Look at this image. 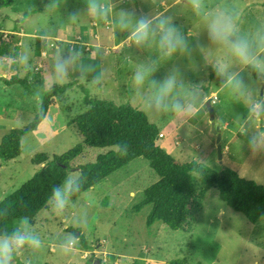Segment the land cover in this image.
<instances>
[{
    "label": "rangeland",
    "instance_id": "1",
    "mask_svg": "<svg viewBox=\"0 0 264 264\" xmlns=\"http://www.w3.org/2000/svg\"><path fill=\"white\" fill-rule=\"evenodd\" d=\"M260 1L206 0L211 8L229 6L246 28L264 24V5ZM87 2L14 0L12 6L0 7V42L6 34H17L19 38L18 58H0V77L27 78L35 91L32 94L20 84L7 86L0 81V142L10 129L33 120L40 108L41 93L54 84L73 83L54 99L43 123L22 138L21 154L7 162L0 159V201L39 170L41 166L33 163L37 153L52 158L81 142L71 120L87 109L84 90L92 98L130 103L144 111L162 134L157 144L175 159L196 161L212 172L230 168L264 186V149L251 152L247 147L248 136L264 133V119L250 115L243 104L220 91V81L210 69L203 70L205 57L225 58L229 53L208 40L203 22L191 13L190 0L167 3L174 4L173 12L182 13L176 16V23L186 33L194 34L192 59L161 61L150 75V79L160 81L176 66L187 83L203 81V108L196 103L191 112L185 113L156 112L145 107L133 75L139 64L155 59L157 53L137 47L133 33L121 30L115 17L121 9L137 16L147 14L162 0H96L113 8L104 19L90 16ZM26 11L33 13L25 17ZM73 16L77 17L75 21ZM61 47V56L68 49L80 52L78 65L82 60L85 67L70 69L63 81H57L53 79L54 61ZM89 65L96 71H89ZM100 73V83L93 84L91 81ZM38 74L43 84L38 85ZM178 92L187 101V88ZM213 92L217 97L212 103L214 121L222 136L221 157L206 105ZM261 92L264 94V88ZM222 106L224 112L220 111ZM108 149L86 148L73 161L76 168L67 171L59 189L64 200L62 209L57 210L51 199L33 220L13 222L17 233L34 237L39 246L26 244L17 249L11 264H94L97 259L102 264H169L176 259H186L187 264H264V216L251 223L219 197L216 186L206 189L197 172H193V178L199 205L193 209L186 230H172L159 220L148 223L152 205L142 204L144 190L157 181L158 175L144 157L135 158L70 199V187L80 176L77 166L95 161ZM68 227L77 231H68Z\"/></svg>",
    "mask_w": 264,
    "mask_h": 264
},
{
    "label": "trees",
    "instance_id": "2",
    "mask_svg": "<svg viewBox=\"0 0 264 264\" xmlns=\"http://www.w3.org/2000/svg\"><path fill=\"white\" fill-rule=\"evenodd\" d=\"M14 0H0V7L12 6ZM33 11H26L25 17ZM17 34H7L0 42V58H18ZM13 46V49L11 47ZM37 55L40 49H37ZM38 85L44 79L38 74ZM10 86L20 84L34 94V87L27 78L14 76L0 77ZM73 83L54 84L40 94V108L27 125L10 129L0 142V159L7 162L17 158L22 151L21 140L37 129L46 119L54 99ZM84 103L87 109L74 117L71 124L78 131L81 142L60 155L50 158L46 153H37L33 163L39 170L21 187L0 201V236L16 232L13 222L18 219L33 220L40 210L46 208L53 199L55 189L67 177V171L76 168L73 161L82 155L86 148H109L99 154L95 161L77 166L79 178L69 190L70 199L92 187L112 172L123 167L137 157H144L158 175L157 181L144 190L142 204H151L148 223L163 222L172 230H186L192 211L198 206L197 189L193 172L201 175L206 189L216 186L219 197L233 210L242 213L248 221H256L264 216V186L243 178L238 172L226 168L212 172L196 162H182L175 159L157 144L160 136L158 127L151 123L146 113L130 103L118 104L109 99L90 97L85 91ZM68 231H77L66 228ZM169 264H187L186 259L171 260Z\"/></svg>",
    "mask_w": 264,
    "mask_h": 264
},
{
    "label": "clouds",
    "instance_id": "3",
    "mask_svg": "<svg viewBox=\"0 0 264 264\" xmlns=\"http://www.w3.org/2000/svg\"><path fill=\"white\" fill-rule=\"evenodd\" d=\"M190 4L191 13L203 22L208 40L229 53L225 58L205 57L203 70L207 72L210 69L220 81V91L243 104L250 115L264 119V94L261 92L264 88V24L244 27L240 18L227 5L211 8L206 0H190ZM173 9L174 4L170 5L167 0H162L158 6H152L147 14L137 16L133 11L121 9L115 13V17L121 30L133 33L137 47L157 53L155 59L139 64L133 75L134 84L141 92L145 107L156 112L185 113L191 112L192 105L196 103L203 108V81L187 83L180 68L176 66L162 80L150 79L151 73L161 61L169 62L176 57H184L190 61L193 57L194 34L186 33L176 23V16H182V13L173 12ZM87 11L95 19H104L113 12V8L108 4L97 3L96 0H88ZM76 18L73 16V21ZM62 50L63 47L57 50L54 61L53 79L57 81H63L70 69L79 66L83 70L85 67L82 60L78 65V59L82 57L80 52L68 49L66 55L61 56ZM96 51L99 52V49ZM88 70L96 71V67L89 65ZM102 75L97 74L91 82L99 84ZM185 87L188 91L187 101L178 92ZM247 147L251 152L264 149V133L248 136ZM53 199L57 210L64 207L59 189L54 190ZM26 244L39 246V241L17 232L0 236V264H11L13 253Z\"/></svg>",
    "mask_w": 264,
    "mask_h": 264
},
{
    "label": "water",
    "instance_id": "4",
    "mask_svg": "<svg viewBox=\"0 0 264 264\" xmlns=\"http://www.w3.org/2000/svg\"><path fill=\"white\" fill-rule=\"evenodd\" d=\"M207 107H208V112L210 114V121H211V126H212V132L213 134H215L217 136L216 139V143L219 144L218 146V152L220 157L222 156V146L220 145V141H221V128L219 125L215 124V112H214V108L212 107V102L211 100H208L206 103ZM94 264H102L100 260H96L94 262Z\"/></svg>",
    "mask_w": 264,
    "mask_h": 264
},
{
    "label": "crops",
    "instance_id": "5",
    "mask_svg": "<svg viewBox=\"0 0 264 264\" xmlns=\"http://www.w3.org/2000/svg\"><path fill=\"white\" fill-rule=\"evenodd\" d=\"M259 3H262V4L264 5V0L260 1ZM189 33H192V32L190 31ZM0 81H3V80H0ZM219 89H220V88H219ZM211 95H212V98H213L214 96H216L215 92H213ZM211 102H212V101H211ZM212 103H213V102H212ZM220 111H221V112H224V107H223V106L221 107ZM225 126H226V128L228 129L229 124H228V121H227V120L225 121ZM221 138H222V136H221Z\"/></svg>",
    "mask_w": 264,
    "mask_h": 264
},
{
    "label": "built area",
    "instance_id": "6",
    "mask_svg": "<svg viewBox=\"0 0 264 264\" xmlns=\"http://www.w3.org/2000/svg\"><path fill=\"white\" fill-rule=\"evenodd\" d=\"M6 36H7V34H6ZM216 99H217V97H216V96H214V97L211 99V101H212V102H214ZM160 136H162V134H161V133H160Z\"/></svg>",
    "mask_w": 264,
    "mask_h": 264
}]
</instances>
